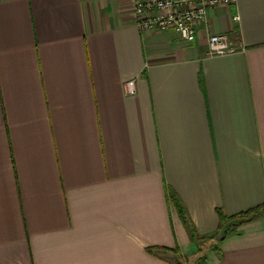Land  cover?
<instances>
[{
    "label": "crops",
    "instance_id": "obj_1",
    "mask_svg": "<svg viewBox=\"0 0 264 264\" xmlns=\"http://www.w3.org/2000/svg\"><path fill=\"white\" fill-rule=\"evenodd\" d=\"M262 206L264 0L192 42L133 0H0V264H264V212L217 239Z\"/></svg>",
    "mask_w": 264,
    "mask_h": 264
},
{
    "label": "built area",
    "instance_id": "obj_2",
    "mask_svg": "<svg viewBox=\"0 0 264 264\" xmlns=\"http://www.w3.org/2000/svg\"><path fill=\"white\" fill-rule=\"evenodd\" d=\"M237 0H133L136 25L141 30H175L183 39L192 42L196 39V26L206 22L209 9L218 6H231ZM240 19L239 15L234 18ZM210 56H223L244 51L243 45L236 46L227 33H214L208 38ZM126 90L134 94L133 82Z\"/></svg>",
    "mask_w": 264,
    "mask_h": 264
},
{
    "label": "trees",
    "instance_id": "obj_3",
    "mask_svg": "<svg viewBox=\"0 0 264 264\" xmlns=\"http://www.w3.org/2000/svg\"><path fill=\"white\" fill-rule=\"evenodd\" d=\"M172 198H173L174 202L176 203V205H177V207H178V209H179V211H180V214H181V216L183 217L184 221L187 223V220H186V217H185V215H186V210H185V208H184L183 203L178 199L177 196H175V195H173V194H172ZM261 212H264V206H262V207H258V208H255V209H253V210H250L249 212H247V213H245V214H242V215H240V216L230 217V218H228V219L224 222V225L221 226L220 230H221L222 227L225 226L227 223H229V222H231V221H233V220H235V219H238V220H241V221H242L239 225H241V224H243V223H245V222H247V221H249V220H251V219L253 220V219H255L257 216H259ZM235 226H236V225H235ZM237 226H238V225H237ZM226 233H227V232H226Z\"/></svg>",
    "mask_w": 264,
    "mask_h": 264
},
{
    "label": "water",
    "instance_id": "obj_4",
    "mask_svg": "<svg viewBox=\"0 0 264 264\" xmlns=\"http://www.w3.org/2000/svg\"><path fill=\"white\" fill-rule=\"evenodd\" d=\"M242 221L235 219L229 223H227L225 226L222 227V229L219 231L218 235H217V239L218 240H222V238L225 236L227 230L233 226V225H239Z\"/></svg>",
    "mask_w": 264,
    "mask_h": 264
}]
</instances>
